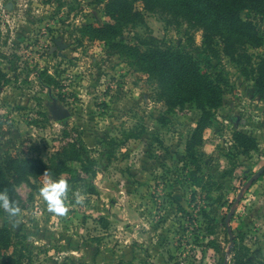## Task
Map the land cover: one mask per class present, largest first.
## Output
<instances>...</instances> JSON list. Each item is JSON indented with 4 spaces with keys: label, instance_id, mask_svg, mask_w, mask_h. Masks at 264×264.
<instances>
[{
    "label": "rangeland",
    "instance_id": "obj_1",
    "mask_svg": "<svg viewBox=\"0 0 264 264\" xmlns=\"http://www.w3.org/2000/svg\"><path fill=\"white\" fill-rule=\"evenodd\" d=\"M105 1L0 0V49L6 55L0 57V157L18 152L46 159L67 140L62 121L48 114V89L38 79L45 71L53 78L52 93L70 110L68 127L97 160L95 173L73 179L79 163L71 161L73 175L62 174L70 185L67 217L49 213L38 196L43 175L15 184L21 223L14 228L0 209V226L11 228L15 242L4 254L16 257L15 264H218L229 246L222 221L234 206L229 224L236 243L248 247L251 259L264 260V172L234 202L264 165V98L256 92L255 73L244 74L220 49L211 54L200 28L135 2L144 22L126 26L123 40L135 43L150 34L208 58L226 73L223 103L198 147L205 178L217 184L201 188L186 178L190 164L182 157L199 110L189 103L169 106L154 78L103 41L81 36L82 23L111 20L102 11ZM241 16L250 13L245 9ZM252 20L264 32V15ZM249 52L256 66L264 43ZM237 129L254 136L257 149L242 151L233 138ZM129 130L138 134L127 139ZM111 136L122 142L108 156L104 148ZM73 190L81 192L84 205L75 204ZM208 238L222 250L206 246Z\"/></svg>",
    "mask_w": 264,
    "mask_h": 264
},
{
    "label": "trees",
    "instance_id": "obj_2",
    "mask_svg": "<svg viewBox=\"0 0 264 264\" xmlns=\"http://www.w3.org/2000/svg\"><path fill=\"white\" fill-rule=\"evenodd\" d=\"M136 1H140L146 10L160 11L171 15L177 21L179 19L185 21L190 27L200 28L201 43L204 48L211 54H216L220 49L241 67L244 74L255 73L256 92L264 98V55L260 57L257 65L253 66L249 52L250 47H258L264 43V32L252 20L256 15H264V0H106L102 11L111 20L99 24L84 22L79 28L82 37L103 41L136 68L154 78L159 86L160 97L169 106L189 103L199 110L195 124L185 141L182 157L186 164H190L189 176L186 178L191 179L201 188L210 189L217 183L214 179L205 178L198 147L215 109L223 103L228 84L226 73L208 58L200 59L188 48L166 43L150 34L139 36L135 43L123 40L121 35L126 26H136L144 22V13L136 7ZM245 9L250 13L247 18L241 16V12ZM192 42L193 39L190 37V43ZM3 56L6 55L0 49V57ZM2 75L7 81L5 74ZM38 79L46 87H51L53 84L52 76L50 77L45 71L38 73ZM73 131L74 128L63 124L62 133L67 140L46 159L38 155L5 152L0 157V191L7 189L10 198L15 201L18 198L16 183L22 180L29 182L30 177L37 178L45 171H48L53 179L65 178L62 174L68 172L71 175L74 172L71 161L79 163L77 175L70 176L71 178H79L80 173H95L96 158L91 155L89 147L80 136ZM137 134L136 131L129 130L125 138ZM233 138L244 152L257 149V140L254 136L237 129L233 133ZM120 142L122 140L115 136L107 139L108 145L104 151L108 156L114 153L116 144ZM92 190L93 188H90L91 192ZM200 213L207 216L203 208L200 209ZM100 219L106 224L104 216H100ZM209 220L214 221L213 217H209ZM222 223L224 231L227 232L224 220ZM212 224L207 225L212 227ZM233 240L234 243L230 248L221 252L218 264H223L227 253H230V257L226 259L225 264H264L262 259L250 258L245 244L238 245L234 237ZM13 243L15 242L11 228L7 224L1 225L0 255H3V258L0 264L18 262L13 255L4 254V250ZM205 245L216 251L222 250L215 238H208ZM118 264H148V262L120 260Z\"/></svg>",
    "mask_w": 264,
    "mask_h": 264
},
{
    "label": "clouds",
    "instance_id": "obj_3",
    "mask_svg": "<svg viewBox=\"0 0 264 264\" xmlns=\"http://www.w3.org/2000/svg\"><path fill=\"white\" fill-rule=\"evenodd\" d=\"M42 186L38 189V196L46 204L47 211L56 217H67L69 206L67 204L70 191L69 182L65 178L53 179L48 171L43 174ZM72 195L76 205H84L85 199L79 190H73ZM0 209L14 228L19 227L22 209L18 201L10 198L7 189L0 191Z\"/></svg>",
    "mask_w": 264,
    "mask_h": 264
},
{
    "label": "water",
    "instance_id": "obj_4",
    "mask_svg": "<svg viewBox=\"0 0 264 264\" xmlns=\"http://www.w3.org/2000/svg\"><path fill=\"white\" fill-rule=\"evenodd\" d=\"M7 7L10 8V4H7ZM56 42L58 43V40H56ZM59 44V43H58ZM48 89V95H49V99L46 101V106L48 109V114L49 116L54 119V120H60L62 121V124H67L68 123V119L67 117L70 115V110L65 107L62 103H60L58 101V98L56 95H54L51 91V87L47 86ZM238 118L239 116L236 115L234 117V121L235 123H238ZM264 172V165H262L260 168H258L242 185V187L240 188L239 192L237 193L234 202H238V200L240 199L242 192L245 188H247L250 184L253 183L254 180H256L257 178H259V176ZM234 212V206H232L228 212L225 215L224 218V223L226 225L227 228V232L229 235V246L228 249L230 248V246L234 243L233 240V233L229 224L230 218L232 216ZM227 257H225L223 264H225Z\"/></svg>",
    "mask_w": 264,
    "mask_h": 264
}]
</instances>
